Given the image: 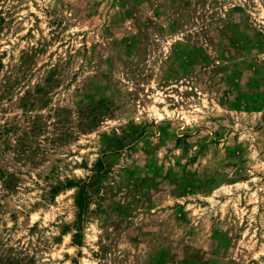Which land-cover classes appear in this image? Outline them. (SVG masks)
<instances>
[{
    "label": "rangeland",
    "instance_id": "374dc122",
    "mask_svg": "<svg viewBox=\"0 0 264 264\" xmlns=\"http://www.w3.org/2000/svg\"><path fill=\"white\" fill-rule=\"evenodd\" d=\"M5 125L0 264H264V0H0Z\"/></svg>",
    "mask_w": 264,
    "mask_h": 264
},
{
    "label": "trees",
    "instance_id": "16d2710c",
    "mask_svg": "<svg viewBox=\"0 0 264 264\" xmlns=\"http://www.w3.org/2000/svg\"><path fill=\"white\" fill-rule=\"evenodd\" d=\"M3 131L4 132H8L9 131L7 125L0 127V138H1L2 134H3ZM0 142H1V139H0ZM20 142H21V140H20ZM101 166H102V160L98 159L96 164H95V167L96 168H101ZM3 173H4V171L0 170V175H2ZM71 184H74V183L71 182ZM74 185L78 188L77 191H76V194H75V204H76V206L78 208L77 221H76V225H77L76 229L78 231L80 229V224L83 221L84 210H85V208H87L88 198H87L86 188L85 187H81V185H79L78 183H76ZM78 236H80V235H78V233L76 232L74 234V240H76V238Z\"/></svg>",
    "mask_w": 264,
    "mask_h": 264
}]
</instances>
